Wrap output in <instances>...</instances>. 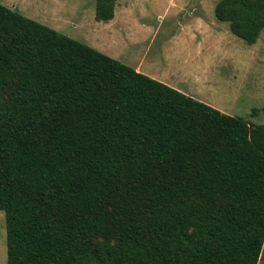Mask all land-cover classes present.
<instances>
[{"label":"trees","instance_id":"1","mask_svg":"<svg viewBox=\"0 0 264 264\" xmlns=\"http://www.w3.org/2000/svg\"><path fill=\"white\" fill-rule=\"evenodd\" d=\"M212 13L264 29V0ZM0 212L5 264H256L264 127L0 5Z\"/></svg>","mask_w":264,"mask_h":264},{"label":"rangeland","instance_id":"2","mask_svg":"<svg viewBox=\"0 0 264 264\" xmlns=\"http://www.w3.org/2000/svg\"><path fill=\"white\" fill-rule=\"evenodd\" d=\"M217 0H116L94 19V0H0V5L82 43L220 113L264 127V29L255 43L214 18ZM0 264L5 231L0 212ZM256 264H264V239Z\"/></svg>","mask_w":264,"mask_h":264},{"label":"crops","instance_id":"3","mask_svg":"<svg viewBox=\"0 0 264 264\" xmlns=\"http://www.w3.org/2000/svg\"><path fill=\"white\" fill-rule=\"evenodd\" d=\"M136 72H138V69H135Z\"/></svg>","mask_w":264,"mask_h":264}]
</instances>
